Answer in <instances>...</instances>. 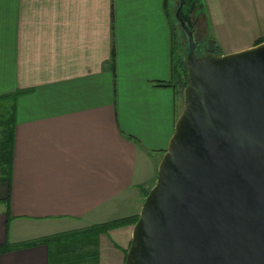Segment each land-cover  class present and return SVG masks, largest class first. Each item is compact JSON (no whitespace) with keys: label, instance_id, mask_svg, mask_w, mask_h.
Wrapping results in <instances>:
<instances>
[{"label":"crops","instance_id":"1","mask_svg":"<svg viewBox=\"0 0 264 264\" xmlns=\"http://www.w3.org/2000/svg\"><path fill=\"white\" fill-rule=\"evenodd\" d=\"M199 1L221 55L264 38V0ZM175 8L0 0V264H125L136 222L100 227L138 219L184 109Z\"/></svg>","mask_w":264,"mask_h":264},{"label":"water","instance_id":"2","mask_svg":"<svg viewBox=\"0 0 264 264\" xmlns=\"http://www.w3.org/2000/svg\"><path fill=\"white\" fill-rule=\"evenodd\" d=\"M181 5L183 0H181ZM125 264H264V42L197 56Z\"/></svg>","mask_w":264,"mask_h":264},{"label":"rangeland","instance_id":"3","mask_svg":"<svg viewBox=\"0 0 264 264\" xmlns=\"http://www.w3.org/2000/svg\"><path fill=\"white\" fill-rule=\"evenodd\" d=\"M181 2V0H176L175 12L172 13L174 33L176 36L175 51L177 63L179 64L178 72L182 74V81L181 79L179 81L182 92V94H179L178 102L180 105L184 101L183 93L190 73V42L188 34L182 28L176 17L178 8L180 7V16L183 21L193 32L194 52L197 56H205L208 54L216 55L213 51L217 53L216 56H221L223 51H229L231 49L230 39L226 36V32L220 27V25H216V22L213 21L212 25L209 27L206 21V14L204 16V13L200 12L201 2L199 0H183L182 5ZM263 39L260 38L259 40ZM212 40L218 47H216ZM259 40L257 42H259ZM183 81H186L185 85Z\"/></svg>","mask_w":264,"mask_h":264},{"label":"trees","instance_id":"4","mask_svg":"<svg viewBox=\"0 0 264 264\" xmlns=\"http://www.w3.org/2000/svg\"><path fill=\"white\" fill-rule=\"evenodd\" d=\"M213 41V40H212ZM214 42V41H213ZM264 42V39L263 40H259V42H257V44H260ZM215 44V42H214ZM216 45V44H215ZM216 47H218L216 45ZM212 52V51H211ZM214 54L217 55L216 52L213 51ZM180 76V79L182 81V74H179ZM184 82V81H183ZM186 84V81L184 82V85ZM138 219L136 217H130V218H125V219H122V220H117V221H113V222H109V223H105L103 225H101L100 229L104 230V229H109L111 227H116V226H122V225H125V224H129V223H135ZM37 243V242H36ZM27 245H31V243H25L24 246H27ZM4 248H1L0 247V252L4 251L3 250Z\"/></svg>","mask_w":264,"mask_h":264}]
</instances>
